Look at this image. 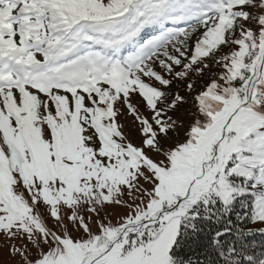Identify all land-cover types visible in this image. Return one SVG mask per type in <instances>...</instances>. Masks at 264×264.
I'll return each mask as SVG.
<instances>
[{"label":"snow or ice","instance_id":"snow-or-ice-1","mask_svg":"<svg viewBox=\"0 0 264 264\" xmlns=\"http://www.w3.org/2000/svg\"><path fill=\"white\" fill-rule=\"evenodd\" d=\"M264 0H0V264H264Z\"/></svg>","mask_w":264,"mask_h":264},{"label":"trees","instance_id":"trees-1","mask_svg":"<svg viewBox=\"0 0 264 264\" xmlns=\"http://www.w3.org/2000/svg\"><path fill=\"white\" fill-rule=\"evenodd\" d=\"M252 224L249 225L251 227ZM248 242L254 243L256 246L264 245V235H255L247 238Z\"/></svg>","mask_w":264,"mask_h":264},{"label":"rangeland","instance_id":"rangeland-1","mask_svg":"<svg viewBox=\"0 0 264 264\" xmlns=\"http://www.w3.org/2000/svg\"><path fill=\"white\" fill-rule=\"evenodd\" d=\"M251 228L264 229V224H260V223L252 224ZM0 247H2V242H0Z\"/></svg>","mask_w":264,"mask_h":264}]
</instances>
